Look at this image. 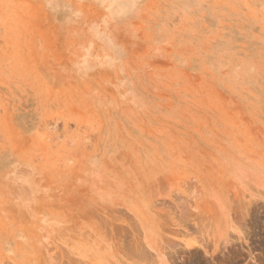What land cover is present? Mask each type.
I'll use <instances>...</instances> for the list:
<instances>
[{
    "label": "rangeland",
    "instance_id": "obj_1",
    "mask_svg": "<svg viewBox=\"0 0 264 264\" xmlns=\"http://www.w3.org/2000/svg\"><path fill=\"white\" fill-rule=\"evenodd\" d=\"M0 264H264V0H0Z\"/></svg>",
    "mask_w": 264,
    "mask_h": 264
},
{
    "label": "bare ground",
    "instance_id": "obj_2",
    "mask_svg": "<svg viewBox=\"0 0 264 264\" xmlns=\"http://www.w3.org/2000/svg\"><path fill=\"white\" fill-rule=\"evenodd\" d=\"M172 190V189H171Z\"/></svg>",
    "mask_w": 264,
    "mask_h": 264
}]
</instances>
